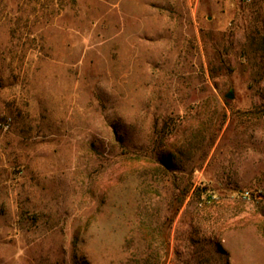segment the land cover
I'll list each match as a JSON object with an SVG mask.
<instances>
[{
    "label": "rangeland",
    "instance_id": "obj_1",
    "mask_svg": "<svg viewBox=\"0 0 264 264\" xmlns=\"http://www.w3.org/2000/svg\"><path fill=\"white\" fill-rule=\"evenodd\" d=\"M0 264H264V0H0Z\"/></svg>",
    "mask_w": 264,
    "mask_h": 264
},
{
    "label": "built area",
    "instance_id": "obj_2",
    "mask_svg": "<svg viewBox=\"0 0 264 264\" xmlns=\"http://www.w3.org/2000/svg\"><path fill=\"white\" fill-rule=\"evenodd\" d=\"M246 2H250V0H245Z\"/></svg>",
    "mask_w": 264,
    "mask_h": 264
},
{
    "label": "water",
    "instance_id": "obj_3",
    "mask_svg": "<svg viewBox=\"0 0 264 264\" xmlns=\"http://www.w3.org/2000/svg\"><path fill=\"white\" fill-rule=\"evenodd\" d=\"M229 98H231V96H228Z\"/></svg>",
    "mask_w": 264,
    "mask_h": 264
}]
</instances>
